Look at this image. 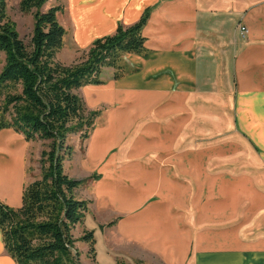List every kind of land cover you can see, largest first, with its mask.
<instances>
[{"label": "crops", "instance_id": "crops-1", "mask_svg": "<svg viewBox=\"0 0 264 264\" xmlns=\"http://www.w3.org/2000/svg\"><path fill=\"white\" fill-rule=\"evenodd\" d=\"M68 4L71 21L77 29L76 37L86 44L113 33L121 21L131 24L147 10L153 11L144 33L149 37L147 46L154 54L147 58L133 55L141 67L134 78L107 85H85L93 101L106 96L126 101L132 97L130 89L133 87L138 90L136 96H151L150 102L159 96H205L206 70L211 65L227 77L231 96H239L248 117L251 109L260 107L264 117V0H68ZM239 23L248 30L243 40ZM213 78L217 85V74ZM149 101L135 98L131 108L119 106L113 110L110 124L96 130L92 137L88 166L106 154L113 137L122 134L132 113L140 111ZM159 116L156 110L157 119L148 121L135 143L129 146L131 156L155 153L151 163L139 158L121 162L113 156L105 164L106 177L97 181L94 194L103 209L131 214L120 221L121 234L135 238L142 251L160 255L166 262L185 264L191 250L181 241L172 215L176 195L170 165L175 164L176 159L172 155L163 158L161 151L165 149L170 153L174 139L168 131L161 136ZM18 136L23 137L13 129H0V172H3L0 173V197H10L13 180L18 195L13 207L22 203L27 168L26 141L17 144L14 139ZM16 149L21 155L19 163L14 164L12 160L13 165L11 155ZM235 180L223 174L210 178L207 185L210 193L200 210L205 231L196 238L191 264H264V204L257 206L254 202L253 208L246 210L247 218L262 213V224L241 220L240 189ZM148 196L157 199L147 205ZM257 227L261 228L259 232L244 238L243 228ZM187 228L184 234L190 236ZM171 240H179L180 244L173 246ZM175 253L178 258L171 257ZM0 264H16L5 248L1 228Z\"/></svg>", "mask_w": 264, "mask_h": 264}, {"label": "rangeland", "instance_id": "rangeland-1", "mask_svg": "<svg viewBox=\"0 0 264 264\" xmlns=\"http://www.w3.org/2000/svg\"><path fill=\"white\" fill-rule=\"evenodd\" d=\"M20 1L8 0V14L16 22L20 35L26 42H29L34 28V14L22 11ZM52 6H60L58 19L66 29L64 45L57 57L69 64L79 61L96 38L88 44L78 40L77 29L71 21L68 0H48L41 10H47ZM152 12L149 13L150 17ZM120 24L126 23L121 21ZM242 26L244 24H238L241 40L247 35L241 32ZM154 52L152 48H149L143 53H126L121 61L123 70L121 75L115 77L114 68L104 67L101 75L103 82L100 85L134 78L141 67L133 55L147 58ZM4 59L5 54L0 52V70ZM206 73L207 84L204 89L207 93L205 96H159L154 102H150L151 96H136L138 90L133 87L130 89L132 97L126 101L121 102L110 96L93 101L86 92L87 87L81 88L80 93L83 95L88 110H100V113L88 137H83L80 133L69 136L68 142L72 146V152L64 161L65 171L71 177L85 181L78 194L91 199L86 219L78 224L75 230V236L78 238L76 245L80 251V264H176L166 262L160 255L142 251L135 238L130 239L123 236L119 223L131 214L103 209L99 197H95L94 194V186L97 181L106 177L104 167L113 156L116 155L121 162L139 158L146 163H151L152 157L156 156L155 153L144 152L131 156L129 146L135 143L148 121L157 119L156 110L160 112L158 121L161 136L168 131L174 139V148H171L170 153L164 151L165 149L161 151L164 152L162 153L163 158L172 155L176 159V163L170 165L175 176L173 192L176 195L172 215L178 224L177 231L181 234V241H185L191 250L189 255H186L185 264H191L195 253L196 238L198 234L205 231L201 223L200 210L210 193L207 187L210 178L221 174L226 177L233 176L236 179L234 183L240 189L241 220L247 222L253 220L262 224V213L252 214L250 218L246 217V210L252 209L254 202L257 206L264 204V117L262 108L251 109L248 117L246 108H242L239 102V96H231V86L226 84L227 77L222 75V70L210 65ZM216 74L218 76L217 85L213 78ZM135 98L137 101L141 99L150 101L140 111L136 110L132 113L122 134L119 137H113L106 154L98 162L88 166L86 164L89 160L88 148L95 131L110 124L111 113L117 107L131 108L135 104ZM23 140L26 141L24 146L27 165L25 187L32 180L40 177L42 152L48 148V142L28 141L24 136L22 138L18 136L15 139L17 144L24 142ZM15 155L12 160L14 164H17L21 152L17 151ZM0 173L3 174V172ZM11 191L10 197L5 196L4 199L0 197V199L9 204L12 202L10 205L14 206L13 203L18 201V195L15 193L16 186L13 180ZM255 192H257L256 201L253 200ZM148 199L146 204L150 205L157 197L151 196ZM185 227H188L190 236H185ZM260 229L258 227L243 228L242 234L246 238L248 235L259 232ZM89 231H93L96 237L95 252L90 250L89 243L84 239ZM171 244L174 246L180 244V241L171 240ZM171 257L178 258L176 253Z\"/></svg>", "mask_w": 264, "mask_h": 264}, {"label": "trees", "instance_id": "trees-1", "mask_svg": "<svg viewBox=\"0 0 264 264\" xmlns=\"http://www.w3.org/2000/svg\"><path fill=\"white\" fill-rule=\"evenodd\" d=\"M48 0H21L24 12H33L29 42L8 14V0H0V129L10 128L28 141L48 142L42 152V173L23 190L22 203L13 207L0 199V228L5 248L16 264H80L75 230L88 213L90 200L78 195L83 179L71 177L64 161L72 152L68 138L88 137L100 110H88L80 89L100 84L104 67L120 76L126 53L149 48L144 33L150 10L131 24H120L96 38L83 58L65 63L57 54L64 45L65 27L60 6L41 10ZM96 250L93 231L85 234Z\"/></svg>", "mask_w": 264, "mask_h": 264}, {"label": "bare ground", "instance_id": "bare-ground-1", "mask_svg": "<svg viewBox=\"0 0 264 264\" xmlns=\"http://www.w3.org/2000/svg\"><path fill=\"white\" fill-rule=\"evenodd\" d=\"M100 132H101V131H100ZM97 133H98V132H97ZM98 134H99V133H98ZM98 134H97V135H98ZM17 139H18V138H17ZM14 140H15V139H14ZM0 141L2 142V140H0ZM3 142H4V140H3ZM5 142H6V141H5ZM5 142H4V143H5ZM108 144H109V143H108ZM100 146H101V145H100ZM107 146H108V145H107ZM107 146H106V147H107ZM104 149H106V148H104ZM98 150H99V148H98ZM17 151H18V149H16V150L14 151V154L11 155V162H12L13 157L16 156L15 154H16ZM93 151H94V149H93ZM101 151H102V150H101ZM101 151H99V152H101ZM104 152H105V151H104ZM96 153H97V151H96ZM93 155H95V154H93ZM94 158H96V157H94ZM97 158L99 159V158H101V157H97ZM98 159H97V160H98ZM12 164H13V162H12ZM13 165H14V164H13ZM0 178H2V177H0Z\"/></svg>", "mask_w": 264, "mask_h": 264}, {"label": "built area", "instance_id": "built-area-1", "mask_svg": "<svg viewBox=\"0 0 264 264\" xmlns=\"http://www.w3.org/2000/svg\"><path fill=\"white\" fill-rule=\"evenodd\" d=\"M247 28L245 27V26H242V28H241V32L243 33V34H246L247 33Z\"/></svg>", "mask_w": 264, "mask_h": 264}]
</instances>
